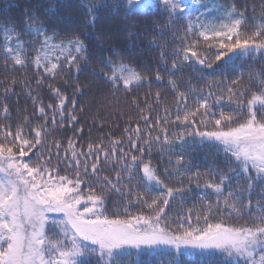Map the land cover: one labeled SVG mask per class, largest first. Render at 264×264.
Instances as JSON below:
<instances>
[{
  "label": "snow or ice",
  "instance_id": "1",
  "mask_svg": "<svg viewBox=\"0 0 264 264\" xmlns=\"http://www.w3.org/2000/svg\"><path fill=\"white\" fill-rule=\"evenodd\" d=\"M159 3L168 14L169 26L178 16L183 15L187 8L184 0H159ZM194 3L204 7V11L196 16L189 14L184 17L187 22L186 33H196L197 39L176 53L182 57L183 62L192 61L207 65L208 68L212 67V62H209L206 56L202 58L196 50L200 38L206 42H215L214 46L218 51L214 62H224L237 55L247 58L257 53L264 54V15L261 16L260 22L253 20L250 25L244 13L232 5L230 8H223V15L218 17L216 22H205L201 20V16L212 9L204 6L201 0H194ZM101 4L102 0H88L84 4L90 24L94 25L96 8ZM127 4L129 13L137 10L144 12L148 7V4H142L141 0H127ZM151 6L154 9L157 7L155 3ZM53 10L46 9V12ZM23 24L25 33L32 39L22 40L15 23L11 26L0 25L3 28V43L0 48L6 58V65L8 59L13 62V67H25L31 62L37 70L42 69L44 73L54 77L60 69V60L63 59L66 67L80 71L79 60L86 59L87 52V45L83 40L78 36L57 40L59 31L54 29L49 34L47 25L35 13L26 17ZM242 27H252L253 31L249 34L242 31ZM184 39H187V36ZM153 43H156L155 38ZM26 46L35 50L34 57H27ZM53 51L60 52L61 56L50 55ZM116 55L118 56V53ZM163 56L164 53L161 52V57ZM104 65L108 71L101 69L100 74L114 87L122 84L129 88L145 79L122 59L113 60L112 57H107ZM176 68L177 61L173 60L172 69ZM249 75L250 79L256 80L259 91L239 87L238 79L231 82L235 87L227 88V100L230 106H234V113L221 110L216 118L217 113L211 110L212 105L208 99L212 96L211 92L208 97H200L198 106L192 111H185L183 117L179 114V103L177 105L176 121L192 128V131L187 133L192 142H208L222 148L224 154L230 155V159L237 165V168L229 169L232 176L237 180L243 176L247 183L239 191L225 193V187L230 185L232 176L215 173L219 176V183L206 181L204 184L206 190L211 189L214 192L215 205L207 204L206 213L202 217L199 213L196 214V225L192 223V210L188 209L184 217L178 218L179 223L175 231L168 228L165 220L166 209L170 200L181 194L182 190L169 188L156 174L151 162H143L145 147L150 150L152 140L161 143V138H153L148 132L143 146L138 148L137 141L142 139L139 125L135 129L125 131L132 148L139 151L140 156L129 155L120 149L119 159L130 161L121 165L129 180L132 179L134 170L142 165L146 192H150L153 186L163 189L150 203L141 194L135 197L137 202H142L152 210V215H132L129 208L125 207L122 212L126 218H121V210H117L114 218L109 217L104 208L103 191L97 193L91 187L82 190V185L91 183L85 179L90 172L94 180L102 181V189L120 191L117 185L123 179L121 172H116L111 178L99 175L101 157L104 161H107L110 155L116 157V146L121 143L118 139L110 141V152L102 143H89L87 152H83L69 140L64 155L67 158L70 153L69 166H75L72 178L60 175L57 166L49 167L51 149L47 159L39 151L29 155L37 146L43 147L44 137L48 133V110L52 113L53 125L57 122V115L60 121L77 120L74 114L75 99L69 101V97L59 88L49 85L58 102L55 106L48 104L46 107L43 102L38 104L37 111L40 117L44 118V123L35 126L32 131L33 139L28 138L23 125H17L15 131H12L10 125L0 124V264H91L93 259L97 264H123L120 258L131 255L133 249L136 250L137 256L141 252L151 254L162 249H174L178 255L182 252L191 253L192 250H219L229 258L226 264H238L241 259L244 264H264V187L256 193L257 186L264 185V73ZM156 79H161L159 73ZM42 82V78L36 81L37 85ZM15 83L13 79L9 86L4 88L5 96L12 91L11 85ZM169 83L173 88L177 87L174 80ZM192 90L194 91V88ZM246 93H250V96L245 100ZM28 94L31 95V92ZM159 95L157 92V99ZM178 97L180 102L187 100L183 92H178ZM33 99L35 101L37 98ZM224 99V95H221L216 98V103L220 104ZM68 103H71L73 111L66 116L64 109ZM0 111L7 119V104L0 105ZM198 115L199 124L205 128L203 131L197 127ZM209 118L214 130H207ZM142 119L147 123L149 117L144 115ZM25 120L27 121V117ZM238 120L242 122H237ZM233 124L235 126H232ZM160 130L163 133L162 143L169 147L175 142H180L181 146L188 143L184 134L169 139L168 130L163 127ZM78 131L82 132L83 129ZM55 148V154L59 156L58 141ZM92 156H95V160L88 164L87 161ZM81 157L84 158L83 163ZM183 162L184 157L181 155L176 164ZM199 176L200 173L196 172L189 177L190 180H197V187ZM254 194L259 197L255 203L251 198ZM221 206L227 209L221 215L241 219L247 213L251 222L239 226L226 224L222 220L211 222L214 208L219 209ZM253 208L256 209L254 215ZM53 214H60V217L57 218ZM201 219L204 221L203 226H199ZM186 224L188 227H185ZM49 225L54 229L55 238L48 234L51 230Z\"/></svg>",
  "mask_w": 264,
  "mask_h": 264
},
{
  "label": "trees",
  "instance_id": "2",
  "mask_svg": "<svg viewBox=\"0 0 264 264\" xmlns=\"http://www.w3.org/2000/svg\"><path fill=\"white\" fill-rule=\"evenodd\" d=\"M87 2L88 0H0V25L11 26L15 23L22 40L32 39L25 33L23 21L35 13L47 25L49 34L54 29L59 31L57 40L78 36L87 45L86 59L79 60V72L74 68L66 67L65 61L61 59L60 69L54 77L44 73L42 69L37 70L31 62L25 67H13V62L8 59L6 65V58L0 48V105L7 104L9 108L7 119L0 111V124L10 125L12 131H15L17 125H23L28 138L33 139L32 131L35 126L44 123V118L40 117L37 111L38 104L43 102L46 107L48 104L55 106L58 102L49 85L52 88H59L69 97V101L75 99L74 114L77 120L60 121L57 115V122L53 125L52 113L48 110V133L44 137L43 147L37 146L29 155L32 156L39 151L47 159L51 149L49 167L57 166L60 175L72 178L75 174V166H69L70 153L67 158L64 155L69 140H72L76 148L83 152H87L89 143L93 145L102 143L110 152V141L120 140L121 143L116 146V157L110 155L107 161L101 157L99 164L101 177L111 178L116 172H121L123 179L117 185L120 191L102 189V181L94 180L90 172L85 179L91 183L81 186L82 190L91 187L97 193L103 191L104 208L112 218L115 217L117 210H121V218H126L122 212L125 207L129 208L132 215L141 213L152 215V210L142 202H137L135 197L141 194L150 203L153 197L163 191L159 186H153L150 192L145 191L142 165L134 170L131 180L127 178L128 174L122 171V163L130 161L119 159L120 149L129 155L140 156V152L132 148L125 129H135L139 125L142 139L137 141L138 148L143 146L148 132L153 138L156 136L161 138V143L152 140L150 150L145 147L143 162L150 161L156 169V174L169 188L182 190L181 194L170 200L166 209L165 220L169 230H176L178 218L184 217L188 209L192 210V223L196 225V214L199 213L202 217L206 213V205L209 203L215 205L216 202L214 192L204 188L205 182L219 183V176L215 173L232 176L229 169L237 168V165L230 159V155H225L223 149L215 144L193 143L192 138L187 136L192 128L176 121L177 105L179 103V114L183 117L185 111H192L198 106L200 97H208V93L211 92L212 96L208 99L212 105L211 110L217 113L216 118L221 110L225 113H234V106H230L227 100V88L233 86L231 84L233 80L238 79L239 87L259 91L256 80L250 79L249 74L264 73V54L247 58L238 56L233 60L214 62L218 51L214 46L215 42H206L200 38L196 50L202 58L206 56L207 60L212 62V67L208 68L207 65H199L192 61L183 62L182 57L176 53L197 39L196 33H186L187 22L184 17L189 14L196 16L204 11V7L195 4L194 0H184L187 4L184 14L178 16L170 26L168 14L163 10L159 0H141L142 4H148L147 9L144 12L137 10L131 13L127 0H102L101 6L95 11L94 25L88 22L90 17L84 7ZM201 2L212 9L201 16V20L205 22H216L217 18L223 15V8H230L232 5L244 13L250 25L253 20L260 22L261 16L264 15V0H201ZM153 3L157 5L156 9L151 6ZM104 4L107 6H103ZM46 9L54 10L46 12ZM241 30L251 34L253 28L242 27ZM185 36L187 39H184ZM154 38L156 43H153ZM2 43L3 28L0 27V44ZM210 44L213 46H209ZM26 47L27 57H34L35 50L30 46ZM161 52L164 53L163 58ZM50 55L61 56V53L53 51ZM107 57H112L113 60L122 59L145 77L144 81L129 88H125L122 84L114 87L100 74L101 69L108 71L104 65ZM173 60L177 61L176 69H172ZM170 69L172 70L169 71ZM157 73L161 77L160 80L156 79ZM41 78L43 82L37 85L36 81ZM13 79L16 83L11 85L12 91L5 96L3 90ZM170 80L176 82V88L171 86ZM29 91L31 95L28 94ZM157 92L160 94L158 99ZM178 92L185 94L186 102L179 101ZM221 95H224L225 99L217 104L216 98ZM249 96L250 93H246L244 99ZM33 98L37 99L34 101ZM64 111L66 116L73 111L71 103L67 104ZM144 115L149 117L147 123L142 119ZM196 119L197 127L201 131L205 130L199 124V115ZM161 127L168 130L169 139L184 134L188 143L183 146L180 142H175L170 147L165 145L162 143ZM81 128L83 131H78ZM207 130H214L211 118ZM57 141L60 143L59 156L55 154ZM181 155L184 157V162L177 165L176 161ZM33 159L35 160V156ZM80 159L83 163L84 158ZM94 160L95 156H92L87 162L91 164ZM196 172L200 173L199 187L196 179H189ZM81 175L83 176L82 171ZM113 182L115 183V180ZM246 183L247 180L243 176L239 180L232 176L230 185L225 187V193L239 191ZM261 187L264 185L257 186L256 193H259ZM251 198L255 203L259 197L254 194ZM226 211L223 206L219 209L214 208L211 222L222 220L226 224L235 226L251 222L247 213L243 218L237 219L234 216L229 218L221 215ZM255 213L256 209L253 208L252 214ZM203 224L204 221L201 219L199 226ZM185 227L188 225L186 224ZM51 233L52 229L48 234ZM131 253L120 258L123 264H138V262L139 264H226L229 259L220 251L192 250L191 253L182 252L178 255L175 250L162 249L151 254L146 251L141 252L139 256L136 252L131 251ZM91 264H97V261L93 259ZM238 264H244V261L239 260Z\"/></svg>",
  "mask_w": 264,
  "mask_h": 264
},
{
  "label": "rangeland",
  "instance_id": "3",
  "mask_svg": "<svg viewBox=\"0 0 264 264\" xmlns=\"http://www.w3.org/2000/svg\"><path fill=\"white\" fill-rule=\"evenodd\" d=\"M260 54L259 53H257V54H254L253 56H259ZM236 57H238V55L237 56H233L231 59H227V60H233V59H235ZM82 207H83V205H82ZM54 216H56L57 218H59L60 217V214H53ZM49 228H51L52 229V233H51V236H53V238H55V236L53 235V232H54V229H53V227L51 226V225H49ZM171 250H174V249H171ZM132 252H136V250H131ZM197 251H200V250H197ZM208 251H219V250H204L203 252H208ZM258 256H259V253H257V258H258ZM242 260V259H241Z\"/></svg>",
  "mask_w": 264,
  "mask_h": 264
}]
</instances>
